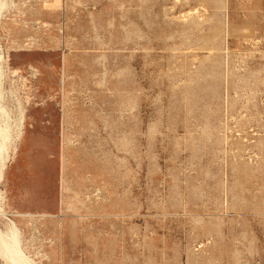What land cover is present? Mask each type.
I'll return each mask as SVG.
<instances>
[{
	"label": "rangeland",
	"instance_id": "374dc122",
	"mask_svg": "<svg viewBox=\"0 0 264 264\" xmlns=\"http://www.w3.org/2000/svg\"><path fill=\"white\" fill-rule=\"evenodd\" d=\"M0 1V230L29 261L264 264V0Z\"/></svg>",
	"mask_w": 264,
	"mask_h": 264
},
{
	"label": "bare ground",
	"instance_id": "6f19581e",
	"mask_svg": "<svg viewBox=\"0 0 264 264\" xmlns=\"http://www.w3.org/2000/svg\"><path fill=\"white\" fill-rule=\"evenodd\" d=\"M2 8H3V4L0 1V13L2 11ZM2 60H3V56H2V53L0 52V75L2 72L1 71L2 70L1 65L3 64ZM0 105L3 106L2 103ZM1 106H0V109H1ZM3 132H4V129H0L1 135L3 134ZM5 140H6V137H3V139L1 138L0 140V178H1L2 169L4 166L3 163L6 162L4 160H7L5 157H3L5 153V150H4ZM0 256L2 258H5L9 264H34L31 262L32 260L29 257H26L24 255L23 251L20 248V241L18 239L17 233L13 229L10 230V233H4L0 230ZM27 258H29L31 261H29V259Z\"/></svg>",
	"mask_w": 264,
	"mask_h": 264
}]
</instances>
